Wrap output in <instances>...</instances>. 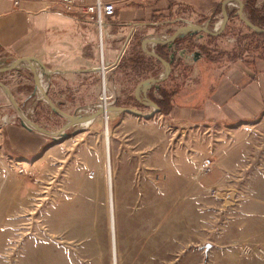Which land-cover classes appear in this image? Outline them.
I'll list each match as a JSON object with an SVG mask.
<instances>
[{
	"label": "rangeland",
	"instance_id": "obj_1",
	"mask_svg": "<svg viewBox=\"0 0 264 264\" xmlns=\"http://www.w3.org/2000/svg\"><path fill=\"white\" fill-rule=\"evenodd\" d=\"M34 65L49 96L69 114L105 104L150 112L139 105L133 74L113 77L106 69L104 101L103 71L57 95L43 67ZM24 104V114L49 131L66 123L39 90ZM108 114L55 138L43 134L47 144L28 154L11 143L6 127L42 133L24 126L17 111L0 113V264H113L106 120L117 264H264V117L225 129L175 115ZM13 115L17 124L5 122ZM206 158L213 166L204 173L199 166Z\"/></svg>",
	"mask_w": 264,
	"mask_h": 264
},
{
	"label": "crops",
	"instance_id": "obj_2",
	"mask_svg": "<svg viewBox=\"0 0 264 264\" xmlns=\"http://www.w3.org/2000/svg\"><path fill=\"white\" fill-rule=\"evenodd\" d=\"M103 1L115 5L114 14L103 27L107 73L113 77L133 74L138 86L158 79L165 71L161 62L143 52V40L167 39L187 23L209 22L210 29L215 30L225 8L231 17L219 36L187 31L172 44L152 49L171 61L172 73L166 81L150 88L147 97L156 104L154 101L167 95L169 99L163 107L171 111L168 115L159 112L160 115L198 121L205 127L246 126L264 117V33L248 26L243 31L235 25L241 20L232 15L238 8L236 0L226 4V0ZM242 1L248 18L264 27V0ZM247 1L254 7L251 14ZM99 51L98 27L83 14L59 3L23 0L15 4L14 0H0V59L36 57L48 70L47 87L57 95H62L59 89L74 86L76 80L84 83L102 73ZM0 80L9 86L22 107L37 97L39 89L33 73L23 63L0 73ZM50 96L60 103L52 93ZM15 111L6 89L0 85V113L10 115ZM6 130L11 143L28 154L40 151L48 142L43 133L24 127L7 126Z\"/></svg>",
	"mask_w": 264,
	"mask_h": 264
},
{
	"label": "water",
	"instance_id": "obj_3",
	"mask_svg": "<svg viewBox=\"0 0 264 264\" xmlns=\"http://www.w3.org/2000/svg\"><path fill=\"white\" fill-rule=\"evenodd\" d=\"M230 1H233V0H226L225 4L230 2ZM236 1L238 2L239 6L233 12L232 15H236L238 18H240L246 24V26L251 28L253 31L258 32V33H264V27H261L259 25L254 24L248 17H246L244 15L243 9L245 7V3L242 0H236ZM222 15H223L222 20L219 23L218 28L215 30L210 29L209 22L206 24L187 23L186 25H184V26L180 27L179 29H177L176 31H174L167 39L160 40L157 38H152V39L148 38V39L143 40V42H142L143 52L148 57H150L156 61L161 62L165 67V71L161 77H159L158 79L146 81V82L142 83L139 87V89L143 88L141 99H138L139 105L141 106V108L150 109L149 113H145L142 109L136 108V107H125V106H119V105H115V104L114 105L113 104L112 105L105 104V105L98 107L94 111L89 112V113L84 114V115L69 114L66 111H64L58 104H56L50 98L48 91H47V88L44 86V84L40 78V75L36 71V67L34 64L39 63L43 67L45 74H48V70L46 69L45 65L34 56L14 57V58L9 60V63L7 66H0V73H5V72H9L11 70H14V69H16V67L20 63L27 62L29 64V69L33 73L34 79L37 83L38 89H39L43 99L48 103V105L53 110L60 113L62 115V117L66 120V123L61 128L62 130L78 127V126L82 125L84 122H86V121H88L94 117H98L100 115H105L106 113H109V112H130V113H135L137 115H141L143 117H149L151 115H154V114L160 112L159 106L157 104L151 102L147 97V93H148L149 89L163 83L164 81H166L172 73L171 61L165 59L162 56L155 54L152 51V49H154L155 47L172 44L174 41H176L178 39V37L183 32H187V31H201L210 37H217L223 32V30L226 27L228 20L231 17L230 13H228L225 8L223 10ZM199 55H200V53H197V56H199ZM0 85L2 87H4V89H6L8 95L10 96V99H11V102H12L14 108L17 110L20 118L22 119V124L24 126L28 127L31 130L33 128H36L39 132H41L45 135H48V136H51L54 138L56 137V135L58 133L57 131H49V130L41 127L40 125L34 123L28 116H26L24 114V112L21 110L19 104L15 100V97H14L12 91L10 90L9 86L6 83H4L3 81L0 80ZM68 119H71L73 121L69 122Z\"/></svg>",
	"mask_w": 264,
	"mask_h": 264
},
{
	"label": "built area",
	"instance_id": "obj_4",
	"mask_svg": "<svg viewBox=\"0 0 264 264\" xmlns=\"http://www.w3.org/2000/svg\"><path fill=\"white\" fill-rule=\"evenodd\" d=\"M21 1L23 0H14L15 4H19ZM39 1L59 3L68 10L76 11L80 14H83L87 20L92 21L97 25L100 35V62L103 68L102 80L104 85L108 77L106 76V71H105L107 69V63L105 59L103 27L106 24L107 18L112 16L115 12L114 3L111 1L106 2L103 0H95L94 2H86L84 0H39ZM172 58H174V55H172ZM5 122L11 124H17L18 117L16 115H13L11 117H8L7 120H5ZM212 166H213L212 159L206 158L201 162L199 169L201 172L207 173L212 169ZM2 175L3 172L2 169L0 168V178L2 177ZM115 264H117L116 261Z\"/></svg>",
	"mask_w": 264,
	"mask_h": 264
},
{
	"label": "bare ground",
	"instance_id": "obj_5",
	"mask_svg": "<svg viewBox=\"0 0 264 264\" xmlns=\"http://www.w3.org/2000/svg\"><path fill=\"white\" fill-rule=\"evenodd\" d=\"M236 2V1H235ZM104 101L106 92L108 90V81L106 80L104 85ZM143 88H140L142 90ZM97 117H94L82 124L88 125L93 120H95ZM105 118H109V114L106 113ZM5 119V118H4ZM69 122H72L73 120L68 119ZM30 124V123H29ZM63 131L62 129L57 132ZM110 145H111V136L109 132V126L106 120V127H105V150H106V163H107V183H108V201H109V222H110V231H111V242H112V251H113V264H115V261L118 263L117 258V248L115 245V238H116V208H115V201H114V193H113V178H112V167H111V158H110Z\"/></svg>",
	"mask_w": 264,
	"mask_h": 264
},
{
	"label": "trees",
	"instance_id": "obj_6",
	"mask_svg": "<svg viewBox=\"0 0 264 264\" xmlns=\"http://www.w3.org/2000/svg\"><path fill=\"white\" fill-rule=\"evenodd\" d=\"M246 6H247L248 8H250V14H251V11L254 10L253 5H252L249 1H247ZM252 20H253V19H252ZM168 99H169V97L167 98V95H163V99H162V100L154 101V102H156V104L159 106V108H160V112H162V113H164V114H166V115H168V114L170 113V111H171V108H170V107H169V108H165V107H163V104H164ZM168 102H169V101H168Z\"/></svg>",
	"mask_w": 264,
	"mask_h": 264
}]
</instances>
